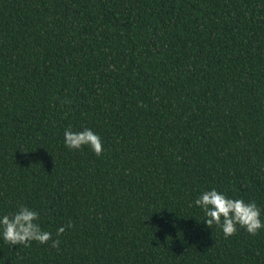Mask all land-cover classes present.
<instances>
[{
    "label": "trees",
    "instance_id": "1",
    "mask_svg": "<svg viewBox=\"0 0 264 264\" xmlns=\"http://www.w3.org/2000/svg\"><path fill=\"white\" fill-rule=\"evenodd\" d=\"M211 187L264 221V0H0V214L51 233L0 264H264V228L203 223Z\"/></svg>",
    "mask_w": 264,
    "mask_h": 264
},
{
    "label": "clouds",
    "instance_id": "2",
    "mask_svg": "<svg viewBox=\"0 0 264 264\" xmlns=\"http://www.w3.org/2000/svg\"><path fill=\"white\" fill-rule=\"evenodd\" d=\"M64 144L69 149H80L87 145L96 155L103 151L101 137L91 128L79 131H73L70 126L65 128ZM192 203L203 212V223L210 228L215 224L225 236L234 234L237 227L249 234L264 228V221L260 218L261 210L255 201L228 196L215 187L201 191ZM38 218L39 213L26 205H20L11 214H0V240L11 246H27L32 241L46 243L51 239V233L40 227ZM64 230V226L58 227L57 234ZM58 243V240H53L52 246Z\"/></svg>",
    "mask_w": 264,
    "mask_h": 264
}]
</instances>
